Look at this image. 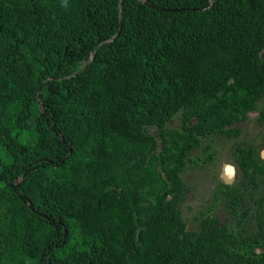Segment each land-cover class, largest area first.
Returning <instances> with one entry per match:
<instances>
[{"label": "trees", "instance_id": "16d2710c", "mask_svg": "<svg viewBox=\"0 0 264 264\" xmlns=\"http://www.w3.org/2000/svg\"><path fill=\"white\" fill-rule=\"evenodd\" d=\"M263 50L264 0H0V264H264L179 209L192 152L264 98Z\"/></svg>", "mask_w": 264, "mask_h": 264}, {"label": "rangeland", "instance_id": "374dc122", "mask_svg": "<svg viewBox=\"0 0 264 264\" xmlns=\"http://www.w3.org/2000/svg\"><path fill=\"white\" fill-rule=\"evenodd\" d=\"M264 60V50L260 54ZM82 66H79L80 69ZM181 128L180 114L167 125ZM238 137L212 135L204 138L190 155V162L182 175L185 197L179 205L181 218L189 231H196L201 216H213L237 238L236 249L249 257L264 258V246L251 238L256 230L254 214L257 200L264 195V181L258 189L249 185L235 163L234 149L238 144L252 147L264 160V98L257 103V110L238 123ZM149 133L157 135L152 128ZM239 192V209L232 214L227 207L224 192ZM3 213L0 212V218Z\"/></svg>", "mask_w": 264, "mask_h": 264}, {"label": "water", "instance_id": "95a60500", "mask_svg": "<svg viewBox=\"0 0 264 264\" xmlns=\"http://www.w3.org/2000/svg\"><path fill=\"white\" fill-rule=\"evenodd\" d=\"M117 36H118V35H117ZM117 36H116V37H117Z\"/></svg>", "mask_w": 264, "mask_h": 264}]
</instances>
